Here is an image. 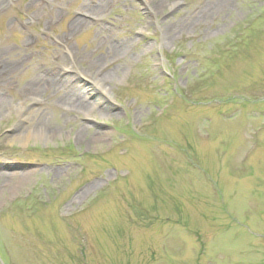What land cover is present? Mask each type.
Wrapping results in <instances>:
<instances>
[{
  "label": "rangeland",
  "instance_id": "obj_1",
  "mask_svg": "<svg viewBox=\"0 0 264 264\" xmlns=\"http://www.w3.org/2000/svg\"><path fill=\"white\" fill-rule=\"evenodd\" d=\"M0 72L4 264H264V0H0Z\"/></svg>",
  "mask_w": 264,
  "mask_h": 264
},
{
  "label": "bare ground",
  "instance_id": "obj_2",
  "mask_svg": "<svg viewBox=\"0 0 264 264\" xmlns=\"http://www.w3.org/2000/svg\"><path fill=\"white\" fill-rule=\"evenodd\" d=\"M87 22V19H78L76 20V22H74L72 24V28L74 26H81L83 23ZM76 24V25H75ZM120 46H113L111 49L113 52L115 51H120ZM2 74V72H0V75ZM45 80L44 82H38L36 85H34L31 89H32V92L33 93H40V92H47L49 90H54L56 93L60 92L61 90H64V88L67 86L68 82H66L65 80H67V77H65L64 79H62L61 81L60 80H56V77H55V73L54 72H48L47 75L45 76ZM104 92V91H103ZM78 99L76 101H74L75 103L73 105H71V108L73 109H83V105L84 103H82V101ZM72 104V103H71ZM31 137L30 133H27L26 137L25 138H29ZM13 180L20 184V182L22 183L24 181V178H27V176H22V177H18L17 175L16 176H13L12 177ZM13 181V182H14Z\"/></svg>",
  "mask_w": 264,
  "mask_h": 264
}]
</instances>
